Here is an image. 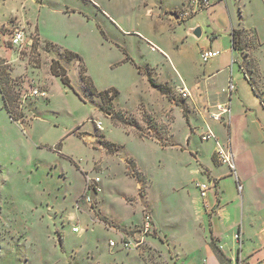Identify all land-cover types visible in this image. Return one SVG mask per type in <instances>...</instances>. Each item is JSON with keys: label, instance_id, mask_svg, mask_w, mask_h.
Here are the masks:
<instances>
[{"label": "rangeland", "instance_id": "374dc122", "mask_svg": "<svg viewBox=\"0 0 264 264\" xmlns=\"http://www.w3.org/2000/svg\"><path fill=\"white\" fill-rule=\"evenodd\" d=\"M227 1L238 21L260 32L252 46L264 77V0ZM179 10L191 20L207 8L194 11L188 0H0V83L14 105L11 118L0 91V264H169L175 241L186 239L184 253L201 252L212 216L196 183L212 185L216 173L231 171L211 157L218 146L231 153L229 120L210 127L177 92L207 77L198 43L212 27L206 16L199 26L177 23ZM192 25L201 38L188 33ZM15 28L25 33L22 49L10 43ZM71 51L78 56L67 58ZM52 59L72 87L51 74ZM82 74L117 95L103 100ZM208 128L219 139L202 140ZM244 128L232 132L237 152L257 139ZM232 174L222 179L226 191H236ZM86 176H98L101 191L87 189ZM146 214L164 243L153 232L140 247L122 248L118 233L135 237Z\"/></svg>", "mask_w": 264, "mask_h": 264}, {"label": "crops", "instance_id": "0c3cea01", "mask_svg": "<svg viewBox=\"0 0 264 264\" xmlns=\"http://www.w3.org/2000/svg\"><path fill=\"white\" fill-rule=\"evenodd\" d=\"M192 15L194 19L190 20L189 16L183 21L186 24L196 21L199 26L200 19L206 16L212 26L211 31H208L203 39L204 42L198 43L199 58L201 51L205 49L219 50L220 54L204 62L206 65L202 73L207 77L197 78L187 87L190 93L188 99L193 109L191 112L212 127L209 123V120H213L209 116L210 112L215 111V105L221 102L222 98L223 102L229 103L227 135L236 170V177H233L236 191L233 188L231 191H226L222 185L223 178L233 175L231 171L218 172L212 176L213 184L207 195L209 208L205 209L203 206L202 197L200 200L201 207L214 217V220L212 217V220L210 219V238H203V244L198 249L201 251L199 253L192 251L184 253L182 249L187 239L175 241V248L178 246L179 252H170L172 261L169 264H264V113L262 111L264 107L260 100L261 96H264V77L254 59L252 46L256 43V38L259 39L260 32L257 28H248L243 22L238 21L227 0H214L205 13ZM194 25L189 26V34L195 29ZM234 30L239 35L237 44L239 49L233 50ZM202 34L201 29L199 38ZM235 51L239 52V58L234 56ZM232 57L234 62L231 61ZM236 63L239 65L238 70L235 69ZM220 74L222 75V80L218 84L220 86L213 88L208 81L217 78ZM229 81L235 84V89L227 93L223 89ZM252 111L254 116L252 115L251 121L249 115ZM218 124L213 123V126L220 132L221 128ZM243 126H245L244 132L253 137L256 135L257 139L250 140L252 142L250 146L237 152L232 145V132L238 137L239 130ZM211 157L215 164H219L214 151ZM238 183L241 185L240 189L237 188ZM200 213L201 211H198L197 219L201 218ZM150 215L152 220V214ZM215 222H219L218 228L214 227ZM154 227L155 224L152 223L153 232L157 234L156 238L164 243ZM235 234H238L239 238H234ZM165 239L169 243L168 238Z\"/></svg>", "mask_w": 264, "mask_h": 264}, {"label": "built area", "instance_id": "2783aa9c", "mask_svg": "<svg viewBox=\"0 0 264 264\" xmlns=\"http://www.w3.org/2000/svg\"><path fill=\"white\" fill-rule=\"evenodd\" d=\"M226 1V0H222ZM188 3L191 7L192 10H200V9H205L209 8L211 6V1L210 0H188ZM191 14L190 11H185V10H180V11H175L174 16L177 21H183L187 17H189ZM10 43L13 47L22 49L26 44V36L25 33L22 29L15 28L11 32V37H10ZM234 50V49H233ZM220 54L219 50H213V49H205L201 51L200 53V59L203 62H207L209 59L213 57H217ZM231 61L234 62V58H231ZM235 89V84L232 81H229L227 87L223 89V91H226L227 93L232 92ZM177 92L182 98H187L189 97L190 93L188 88L185 86H179L177 89ZM31 94L33 95H39V96H46V91L44 90H39V89H34L31 91ZM261 104L264 107V96H261L260 98ZM210 118L215 120V121H222L225 118L229 120L230 116V107L228 102H219L215 105V111L210 112ZM97 127L102 128L101 122H97ZM211 138H215L214 132L212 129H207L205 133L201 135L202 140H208ZM214 154L216 157V160L219 163L227 164L232 171V173H235V165L233 162V157L231 153L221 147L218 146L216 150H214ZM100 178L98 176L92 178L89 176H86V188L87 189H92L94 192H99L101 191V187L99 186ZM238 188H241L240 184H237ZM196 187L199 190V194L203 199V206L205 209L209 208V203L207 201V195L208 192L211 188L210 184H207L205 182L201 183H196ZM91 198L87 197V200L90 201ZM74 230H76V227H74ZM136 236H129L125 235L123 233H118L119 235V241L121 244V247L127 250H131L134 248L140 247L144 242H145V236L149 235L150 233H153L152 229V220L150 214H146V216L143 218L141 228L138 229L136 232ZM235 238H239L238 234H235ZM117 242L115 240H110L109 245L111 247L116 246Z\"/></svg>", "mask_w": 264, "mask_h": 264}, {"label": "trees", "instance_id": "16d2710c", "mask_svg": "<svg viewBox=\"0 0 264 264\" xmlns=\"http://www.w3.org/2000/svg\"><path fill=\"white\" fill-rule=\"evenodd\" d=\"M238 36H239L238 32L236 30H234L233 31V49H239V47L237 46L238 40H239ZM75 56H78V55L76 53H73L72 51L67 53V58H69V59H72ZM50 71H51L52 75L59 77L61 82L64 85H66L68 87H72L70 78L67 75V71L61 65V63L59 62L58 59H52L51 64H50ZM81 80L87 85V87L89 88V90L92 93L97 94L103 100L109 99V101H110L112 98H114L117 95V90H115V89H109V90L105 89V90L97 91L96 88L92 84V79L85 74L81 75ZM154 86H156L159 89L160 93L165 94L170 99L173 98V95L171 93V89L168 86H166L164 84L163 85L162 84L154 85ZM0 91L3 95L5 107L7 108L10 117L13 118V113H14L13 112L14 111V108H13L14 105H12L13 97L10 94L6 93V90L1 86V83H0ZM18 114H21V113L19 112ZM105 144L108 146L109 150L112 151V145H111L112 143L105 142Z\"/></svg>", "mask_w": 264, "mask_h": 264}, {"label": "water", "instance_id": "95a60500", "mask_svg": "<svg viewBox=\"0 0 264 264\" xmlns=\"http://www.w3.org/2000/svg\"><path fill=\"white\" fill-rule=\"evenodd\" d=\"M191 34H192L193 36H195L196 38H199L200 35H201V29H200L199 27L193 29V30L191 31Z\"/></svg>", "mask_w": 264, "mask_h": 264}]
</instances>
